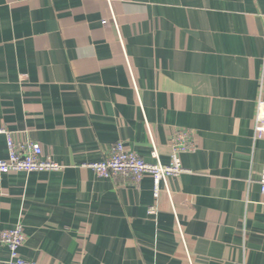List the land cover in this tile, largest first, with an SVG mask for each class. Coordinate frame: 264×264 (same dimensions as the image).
Masks as SVG:
<instances>
[{
    "label": "crops",
    "instance_id": "1",
    "mask_svg": "<svg viewBox=\"0 0 264 264\" xmlns=\"http://www.w3.org/2000/svg\"><path fill=\"white\" fill-rule=\"evenodd\" d=\"M260 100L264 0H0V130L63 167L0 174V231L37 264H264ZM179 131L155 215L151 176L89 167L120 143L168 165Z\"/></svg>",
    "mask_w": 264,
    "mask_h": 264
},
{
    "label": "built area",
    "instance_id": "2",
    "mask_svg": "<svg viewBox=\"0 0 264 264\" xmlns=\"http://www.w3.org/2000/svg\"><path fill=\"white\" fill-rule=\"evenodd\" d=\"M7 137L8 157L0 159V174L58 172L63 167L51 158L46 157L41 144L32 140L17 144L13 133L0 130ZM255 134L257 139L264 138V102L259 101L255 118ZM192 135L188 131L176 132L172 139L171 161L164 165L154 148V163H149L136 152L127 149L124 144H118L105 160L91 164L90 169L99 177H125L141 180L151 176L156 204L149 209L150 215L158 212L157 202L161 196V187L168 190L169 180L187 172L182 164V153L192 148ZM261 191L264 194V173L261 179ZM169 194V191H167ZM25 244L24 229L21 224L10 230L0 231V248H6L7 256H0V264H37L25 260L21 256V248Z\"/></svg>",
    "mask_w": 264,
    "mask_h": 264
}]
</instances>
